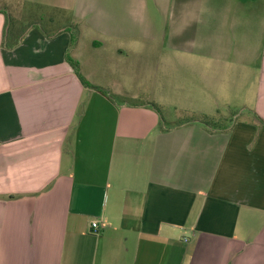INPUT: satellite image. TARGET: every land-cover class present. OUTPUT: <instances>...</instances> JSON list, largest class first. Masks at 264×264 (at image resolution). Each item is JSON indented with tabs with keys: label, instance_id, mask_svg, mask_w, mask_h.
<instances>
[{
	"label": "crops",
	"instance_id": "0c3cea01",
	"mask_svg": "<svg viewBox=\"0 0 264 264\" xmlns=\"http://www.w3.org/2000/svg\"><path fill=\"white\" fill-rule=\"evenodd\" d=\"M41 1L79 36L32 26L8 48L0 12V264H264V0ZM86 27L94 63L155 51L158 103L87 76ZM216 76L255 78V119L210 130L176 100Z\"/></svg>",
	"mask_w": 264,
	"mask_h": 264
},
{
	"label": "rangeland",
	"instance_id": "374dc122",
	"mask_svg": "<svg viewBox=\"0 0 264 264\" xmlns=\"http://www.w3.org/2000/svg\"><path fill=\"white\" fill-rule=\"evenodd\" d=\"M3 6L7 7V15L4 13L8 21L7 32H11L14 26L17 27V25L21 28V31L36 25L42 28H57L59 26H64L72 20L71 14L67 11L65 12L60 8L45 5L41 0H0V8ZM88 19L90 20L89 17ZM83 36L81 49L82 60L84 62L85 73L91 80L97 81L99 78L100 82L106 85L112 84L117 88L131 91L130 94L139 93V97L141 98H152L155 102H159L162 98L159 96L161 93L159 80H157V77L149 79L151 75H157L156 55L154 50H152L153 55H151L150 69H147L146 66L142 64L143 43L141 39L137 38L133 39V49L128 53L126 58L117 57L109 52L104 55L106 57H102L94 63V56L98 57L92 45L96 34L86 27L84 28ZM153 57L155 59H152ZM253 80L255 81V78L251 77V80H246L242 83V81H238L236 77L235 79H223L216 76L211 81L213 85L211 87L208 86V88H206L204 80L198 79L196 82L192 81V84H194L193 86L189 85L188 81H182L181 96L179 95L175 98L178 100L181 97L179 103L181 102L183 104L185 103V99L190 100L188 103L199 110L197 112L199 115L198 117H200L201 114H207L222 117L221 119H224V117L225 119H229L235 114L238 116L240 115V119L246 117L255 119L252 107ZM209 82L210 81H208V83ZM184 88H191L190 91L196 89L197 94L188 96L190 91L184 92ZM121 97L122 96L117 97V100L121 101ZM171 110L175 111L174 109ZM177 111L178 112H174L175 114L172 112L173 117L180 120L189 118L187 112ZM160 114H162L164 119H167L168 116L172 117L171 113H169V109L160 110ZM192 116L194 117L195 115L192 114ZM221 121L222 120H220V123L223 122ZM225 123H227V121ZM210 124H212V122H210ZM139 150L138 148L133 150L134 154H138ZM129 164H131V162Z\"/></svg>",
	"mask_w": 264,
	"mask_h": 264
},
{
	"label": "trees",
	"instance_id": "16d2710c",
	"mask_svg": "<svg viewBox=\"0 0 264 264\" xmlns=\"http://www.w3.org/2000/svg\"><path fill=\"white\" fill-rule=\"evenodd\" d=\"M6 11H7V7L3 6L2 8H0V12H3L6 14ZM60 13H62V12H60ZM7 25H8V21H7ZM36 26H39V25H36ZM64 26H66V25H64ZM64 26H59L57 28H50V27L42 28L41 26H39V27L43 31L45 36L51 37V36L57 34L59 32V30L62 29ZM67 28L71 34V45L74 46L76 44V42L78 40V36H79L78 26L75 23L69 22ZM25 31L26 30L21 31V28L18 25H17V27L14 26V28H13V30H11V32L6 31V42H5L6 44L5 45L8 48H13V47L17 46L21 40V37L20 38L15 37V33H16V36H17V33L20 34V36H23ZM67 60L70 63V65L74 68L77 76L79 77V80L81 81V83L85 87L101 91V92L106 93L108 95L110 94L107 90L99 88V87H95V86L91 85L89 82H87L79 72L78 63L76 61H74L69 55H67ZM233 116H234V114H233ZM233 116H232V118H230L231 119L230 124H232ZM221 118L222 117L201 115L200 117H198L197 121L199 123L205 125V127H207L210 130H226L227 127H224V126H226L225 125V122H226L225 118L224 119H221ZM217 120H219V121H217ZM220 120H222L223 122L221 121L222 123H220ZM210 122H212V124H210ZM261 122H262V124H264V121H261Z\"/></svg>",
	"mask_w": 264,
	"mask_h": 264
},
{
	"label": "built area",
	"instance_id": "2783aa9c",
	"mask_svg": "<svg viewBox=\"0 0 264 264\" xmlns=\"http://www.w3.org/2000/svg\"><path fill=\"white\" fill-rule=\"evenodd\" d=\"M92 227H93V228H97V224H96V223H93V224H92Z\"/></svg>",
	"mask_w": 264,
	"mask_h": 264
}]
</instances>
